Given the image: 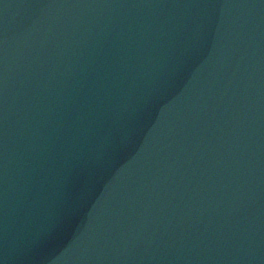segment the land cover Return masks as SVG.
<instances>
[{
  "label": "water",
  "instance_id": "1",
  "mask_svg": "<svg viewBox=\"0 0 264 264\" xmlns=\"http://www.w3.org/2000/svg\"><path fill=\"white\" fill-rule=\"evenodd\" d=\"M0 264H264V0H0Z\"/></svg>",
  "mask_w": 264,
  "mask_h": 264
}]
</instances>
